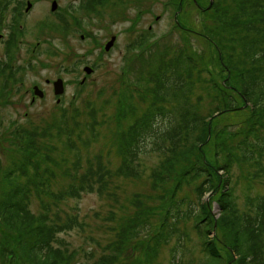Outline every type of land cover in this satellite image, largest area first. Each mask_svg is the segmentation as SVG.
I'll use <instances>...</instances> for the list:
<instances>
[{
  "label": "rangeland",
  "instance_id": "obj_1",
  "mask_svg": "<svg viewBox=\"0 0 264 264\" xmlns=\"http://www.w3.org/2000/svg\"><path fill=\"white\" fill-rule=\"evenodd\" d=\"M28 1L34 5L24 18L27 28L23 44L6 67L20 69L28 64L32 67L25 69L20 79L17 77L20 85L15 87L12 82L11 87L8 86L6 76H0V194L14 184L13 179L5 178V173L16 169L30 155L24 154L30 152L27 147L35 142L36 149L45 151L53 161L47 163V171L53 172V192L76 184L75 179L82 187L91 189H85L78 197H68L53 208L50 219L62 223L68 220L65 225H70L69 230L57 234L54 243L58 249L74 255L80 264H99L100 261L105 264H169L176 241L171 239L155 253V237L175 222L173 226L182 234V240L195 244V221L176 213L173 204L170 207L168 202L175 201L177 195L195 200L193 186H183L173 196L171 179L165 186L155 183L153 176L166 153L150 150L139 155L133 164V172L138 176H117L123 163L120 140L122 133L150 105L163 101L156 96L157 87H152V80L163 72L161 64L185 51L182 40L169 35L175 15L182 29L175 27L171 35H183L185 27L190 30L191 40L186 43L193 47L191 53L201 67L188 78L181 76L186 87L193 88L195 100L202 97L199 102L203 103V108L217 96L212 85L222 87L220 84L227 74L217 66L212 47L200 33L203 14L198 12L212 4V0H197L196 6L200 9L192 5L183 13L176 12V7L166 8L167 0H123L119 5L98 6L96 10L93 3H85V0ZM52 1L57 4L53 11ZM18 7L17 13L22 14L24 6ZM150 28L152 41L168 34L171 43L132 46V42ZM1 34L6 39V31ZM111 37L115 38L114 44L105 52L104 45ZM4 43L0 41V70L5 64ZM207 62H211L208 69ZM44 79L49 80V86ZM57 79L64 82L61 96L53 94L52 83ZM34 85L44 94L42 98L32 94ZM207 91L212 93L210 101ZM232 106L240 107L236 103ZM72 115L78 116L73 118ZM243 116V111L224 113L213 128L236 133V124ZM60 126L67 127L66 135L60 131ZM214 144L205 152L206 161L213 165L214 152L220 150ZM238 149L229 148L225 156L231 161V155L236 157ZM229 176L235 195V213L254 215L249 201L264 197V157L252 162L233 160ZM223 183L225 178L221 186ZM216 197L206 194L201 200L211 205L210 214L215 218ZM51 202H54L51 198L45 200L46 204ZM30 209L39 214V200L32 198ZM158 228L161 230L156 233ZM223 236L220 230L213 234L218 244L226 246L230 238L220 241ZM10 238L9 234L0 232L1 248L9 244L8 251H13L14 241ZM182 247L194 260L201 257L198 247L188 248L184 243ZM2 252L4 254V249ZM221 252L225 263L232 264L230 260L227 262L229 257L224 251ZM2 259L0 255V264H3Z\"/></svg>",
  "mask_w": 264,
  "mask_h": 264
},
{
  "label": "trees",
  "instance_id": "obj_2",
  "mask_svg": "<svg viewBox=\"0 0 264 264\" xmlns=\"http://www.w3.org/2000/svg\"><path fill=\"white\" fill-rule=\"evenodd\" d=\"M21 2L24 4V0ZM87 2L93 3V10H96L98 6L119 5L123 0H85ZM195 2L198 4L197 0H167L166 8L176 7V12L183 13L192 5L198 9ZM13 4L23 6L18 0H0V32L6 31L7 34L6 39L2 38L6 53V64L2 69L5 72L9 70L6 66L15 57L21 44L19 25L22 24V15L17 13L20 7ZM198 12L203 14L200 33L212 47L217 66L226 72L227 77L222 80L223 84L220 82L222 87L212 85L211 89L217 96H213L212 103L207 107L201 106L203 103L199 101L202 97L195 100L193 88L186 87L181 76L188 78L201 67L191 53L193 47L186 43L191 40L188 37L191 35L190 30L185 27L183 35H171L175 27L182 29L175 15L173 29L168 30L169 35L174 36L175 40H182L180 43H184L185 51L183 55H174V60L161 64L163 72L156 80H152V87H157L156 96L163 101L150 105L122 133L120 156L123 163L117 176H138L133 172V164L139 155H145L150 150L166 153L153 176L155 183L165 186L171 179L173 196L183 186H193L195 200L177 195L175 201L168 202L170 207L173 204L176 213L195 221V244L182 240V234L173 226L175 222L155 237V253L170 243L171 239L176 241L170 264H227L221 251L229 257L227 262L230 260L232 264H264V197L249 201L254 215L238 216L235 213V195L233 187H230L229 176L233 160L238 158L243 162H252L255 158L264 157V0H212V4L209 3ZM151 37L153 39L150 28L144 34L141 33V37L133 41L132 46L140 47L147 43L153 47L161 42L171 43L168 34H162L154 41ZM210 65L211 62H207L206 69ZM211 96L212 93L207 91L208 101ZM233 103L240 107L235 108ZM236 111L244 113L243 119L236 124V133L214 130L213 125L219 123L224 113ZM77 116L72 115L73 118ZM70 124H73V120ZM59 128L66 135L67 127ZM213 143L220 149L214 152V165L205 159V152L211 149ZM232 147L239 149L236 157L231 155V162L225 153ZM27 150L30 152L24 155H30L16 169L5 173V178L13 179L14 184L0 194V232L9 234L14 241L13 251H8L9 244L3 248L0 246L3 264H80L74 255L52 245L58 232L70 228V225H65L68 220L62 223L50 218L53 208L66 198L78 197L85 189H91L82 187L74 178L76 184L60 188L57 193L53 192V172L47 171V165L53 161L45 151L42 153L41 149H36L35 142ZM224 178V186H221ZM206 194L217 196L216 218L210 214L211 205L207 201L201 203ZM32 198L40 202L39 214L30 209ZM47 198L54 202L46 204ZM217 230L224 233L220 241L229 236L226 246L218 244L213 238ZM183 243L188 248L198 247L201 257L194 260L184 251ZM99 264L105 262L100 261Z\"/></svg>",
  "mask_w": 264,
  "mask_h": 264
},
{
  "label": "flooded vegetation",
  "instance_id": "obj_3",
  "mask_svg": "<svg viewBox=\"0 0 264 264\" xmlns=\"http://www.w3.org/2000/svg\"><path fill=\"white\" fill-rule=\"evenodd\" d=\"M21 69V70H20ZM20 69H15V68H13V69H11V70H8V71H4V69H1L0 70V76H6V78H5V82H7L8 83V86H10L11 87V82L13 83V86L12 87H15L16 86V84L17 85H20V78H21V75H22V72L25 70V69H30V68H20ZM7 72H11V73H7ZM9 76H12V78L11 79H8V77ZM17 77L19 78V79H17ZM84 78V77H83ZM87 78V77H86ZM86 78H84V80L86 79ZM44 82H45V84L46 85H48L49 86V80L48 79H44ZM53 83H54V81H53ZM52 83V84H53ZM3 85H4V83H3ZM81 85H83L82 83H81ZM33 87H38L37 85H34ZM32 94H33V92H32ZM34 95V94H33ZM44 94L42 93V96H43ZM32 102H34V99H33V97H31V103Z\"/></svg>",
  "mask_w": 264,
  "mask_h": 264
},
{
  "label": "water",
  "instance_id": "obj_4",
  "mask_svg": "<svg viewBox=\"0 0 264 264\" xmlns=\"http://www.w3.org/2000/svg\"><path fill=\"white\" fill-rule=\"evenodd\" d=\"M56 9V4L55 2H53L52 4V10ZM114 40L115 38L112 37L111 40L105 45V50L108 51L112 45L114 44ZM88 71V70H87ZM89 72V71H88ZM54 86V94L55 95H61L63 93V85H62V81L61 80H57L56 82L53 83ZM37 90V88H34ZM38 96H42V93H37V91L35 92Z\"/></svg>",
  "mask_w": 264,
  "mask_h": 264
}]
</instances>
